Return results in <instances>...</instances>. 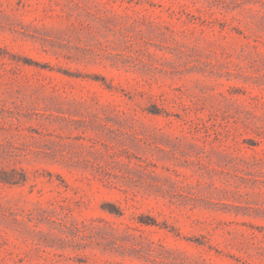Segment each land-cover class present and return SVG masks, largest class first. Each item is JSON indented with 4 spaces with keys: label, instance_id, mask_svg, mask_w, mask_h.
<instances>
[{
    "label": "rangeland",
    "instance_id": "374dc122",
    "mask_svg": "<svg viewBox=\"0 0 264 264\" xmlns=\"http://www.w3.org/2000/svg\"><path fill=\"white\" fill-rule=\"evenodd\" d=\"M0 264H264V0H0Z\"/></svg>",
    "mask_w": 264,
    "mask_h": 264
},
{
    "label": "trees",
    "instance_id": "16d2710c",
    "mask_svg": "<svg viewBox=\"0 0 264 264\" xmlns=\"http://www.w3.org/2000/svg\"><path fill=\"white\" fill-rule=\"evenodd\" d=\"M2 180H4V181H6V179L5 178H3V177H0Z\"/></svg>",
    "mask_w": 264,
    "mask_h": 264
}]
</instances>
